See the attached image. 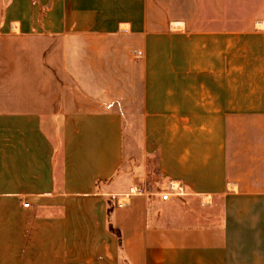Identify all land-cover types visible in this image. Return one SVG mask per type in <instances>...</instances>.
Instances as JSON below:
<instances>
[{"label":"crops","instance_id":"0c3cea01","mask_svg":"<svg viewBox=\"0 0 264 264\" xmlns=\"http://www.w3.org/2000/svg\"><path fill=\"white\" fill-rule=\"evenodd\" d=\"M0 264H264V0H0Z\"/></svg>","mask_w":264,"mask_h":264},{"label":"rangeland","instance_id":"374dc122","mask_svg":"<svg viewBox=\"0 0 264 264\" xmlns=\"http://www.w3.org/2000/svg\"><path fill=\"white\" fill-rule=\"evenodd\" d=\"M126 134L127 176H144L147 179L148 190H156L162 185V179L156 170L155 162L145 157L140 120L128 121Z\"/></svg>","mask_w":264,"mask_h":264},{"label":"built area","instance_id":"2783aa9c","mask_svg":"<svg viewBox=\"0 0 264 264\" xmlns=\"http://www.w3.org/2000/svg\"><path fill=\"white\" fill-rule=\"evenodd\" d=\"M24 206H25V207H29V204H25Z\"/></svg>","mask_w":264,"mask_h":264}]
</instances>
